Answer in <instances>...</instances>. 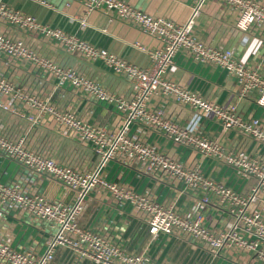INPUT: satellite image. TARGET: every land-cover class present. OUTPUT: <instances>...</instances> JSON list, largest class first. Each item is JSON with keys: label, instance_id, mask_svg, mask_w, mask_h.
I'll use <instances>...</instances> for the list:
<instances>
[{"label": "built area", "instance_id": "1", "mask_svg": "<svg viewBox=\"0 0 264 264\" xmlns=\"http://www.w3.org/2000/svg\"><path fill=\"white\" fill-rule=\"evenodd\" d=\"M32 1L45 4L44 0ZM182 1L192 3L191 15L183 24H176L123 0H80L87 12L115 13L119 19L130 22L155 41V46L149 49L139 46L146 53L149 64L141 67L105 48L47 26L32 14L12 8L6 0H0L1 23L50 39L68 53H77L89 61H101L106 68L131 83L130 96H117L107 91L99 81L83 76L72 67L59 65L18 37L0 32V55L28 64L49 77L54 90L70 87L92 101L113 105L120 117L117 129L108 130L87 122L71 107L59 106L50 96L43 97L16 86L0 72V109L27 123V132L23 135L13 137L0 132V156L18 165L28 175L59 182L74 194L73 201L65 203L60 199H47L22 180H0V207L15 209L53 229L45 248L38 254L31 249H14L0 238V264H63L55 257L58 248L68 249L78 261L87 260L95 264H170L154 261L143 252H127L106 234L80 226L78 219L87 207V196L95 189L107 191L120 206L129 204L141 215L151 238L159 234L178 236L215 259L240 256L235 255L238 253L247 254L257 264H264V217L252 207L264 197V160L258 153L249 154L238 147L227 149L218 137L199 131L202 119L210 118L219 125L222 133L235 130L249 136L257 146L264 147V125L251 114H241L235 105L224 106L205 99L167 79L166 74L175 55L184 51L195 63L214 65L226 71L235 78L239 96L252 95L255 103L263 108L264 75L238 61L231 49L213 47L195 37L194 19L208 0ZM218 1L236 12L235 29L264 28V7L256 1ZM153 95H161L189 107L192 117L181 124L163 108L150 107L149 100ZM45 123L51 124L58 134L89 146L95 157L94 166L86 171L79 170L30 147L26 142L27 133ZM132 125L149 129L173 144L190 148L201 158L232 167L241 175L252 177L255 182L247 192H238L205 176L197 167H187L160 152L155 145L145 143L136 134H129ZM110 162L125 166L138 164L145 173L159 174L163 176H159L161 179L178 182L182 185L179 193L189 191V199L181 205L176 201L158 202L148 192H137L124 182L108 180L103 169ZM17 176L20 178L22 174ZM212 199L225 216L221 228L207 223L205 208L212 205Z\"/></svg>", "mask_w": 264, "mask_h": 264}, {"label": "crops", "instance_id": "2", "mask_svg": "<svg viewBox=\"0 0 264 264\" xmlns=\"http://www.w3.org/2000/svg\"><path fill=\"white\" fill-rule=\"evenodd\" d=\"M6 1L12 8L32 14L47 26L59 28L97 47L105 48L138 66L149 65L146 53L139 46L149 49L155 46V41L130 22L119 19L115 13L101 10L87 12L80 0H44L45 4L32 0ZM123 1L153 16L170 19L176 24H183L192 11L190 1ZM254 1L264 7V0ZM235 16L236 12L226 4L218 0H208L194 19L193 33L199 40L213 47L231 49L238 61L264 75V28L239 31L234 28ZM0 32L18 37L37 53L59 65L72 67L83 76L99 81L110 93L121 97L131 94V83L106 68L101 61H89L77 53H68L50 39L12 29L1 22ZM0 72L16 86L43 97L50 96L59 106L71 107L87 122L108 130H116L119 126L120 117L113 105L92 101L70 87L54 90L52 80L28 64L0 55ZM166 78L205 99L224 106L235 105L241 114H251L264 125V108L255 103L252 95L240 97L235 78L219 67L195 63L184 51H179L167 71ZM149 106L163 108L171 118L181 124L187 123L193 115L189 107L161 95H153ZM26 126L24 119L0 109L1 133L20 136L27 132ZM199 131L218 137L227 149L238 147L249 154L258 153L264 160V147L257 146L249 136L238 131L222 133L219 125L210 118L202 119ZM27 134L26 142L29 146L43 154L79 170L86 171L94 166L95 157L89 146L58 134L49 123L38 126ZM129 134H136L145 143L155 145L160 152L187 167H197L205 176L221 181L238 192H247L255 182L252 177H245L221 162L201 158L190 148L173 144L149 129L132 125ZM21 174L19 178L17 175ZM103 175L108 180L124 182L137 192H148L158 202L176 201L181 205L189 199V191L179 193L182 189L180 183L168 178L161 179L163 176L159 174L145 173L138 164L125 166L110 162L103 169ZM14 179L22 180L25 185L47 199H60L65 203L73 201V192L65 189L59 182L30 176L18 165L0 156V180L9 182ZM86 203L87 207L78 219L79 225L106 234L127 252H143L154 261H166L170 264H257L247 254H237L240 256L233 258H212L205 250L178 236L167 237L159 234L156 238H151L141 215L129 204L120 206L115 203L107 191L93 190L87 196ZM252 207L258 209L264 217V197L258 199ZM205 212L209 225L223 227L225 216L219 212V206L213 199L212 205H207ZM52 232L53 229L44 222L32 219L15 209L6 210L0 207V238L14 249H31L37 254L41 253ZM55 257L63 264H95L87 260L78 261L66 248H58Z\"/></svg>", "mask_w": 264, "mask_h": 264}, {"label": "rangeland", "instance_id": "3", "mask_svg": "<svg viewBox=\"0 0 264 264\" xmlns=\"http://www.w3.org/2000/svg\"><path fill=\"white\" fill-rule=\"evenodd\" d=\"M238 253H235V255H237ZM230 257H232V255H230Z\"/></svg>", "mask_w": 264, "mask_h": 264}]
</instances>
